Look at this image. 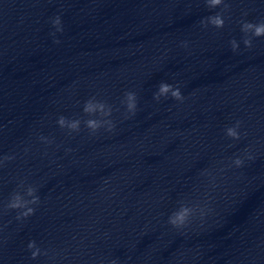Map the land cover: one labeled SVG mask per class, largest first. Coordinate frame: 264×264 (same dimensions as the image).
Here are the masks:
<instances>
[{
  "label": "clouds",
  "instance_id": "clouds-1",
  "mask_svg": "<svg viewBox=\"0 0 264 264\" xmlns=\"http://www.w3.org/2000/svg\"><path fill=\"white\" fill-rule=\"evenodd\" d=\"M221 2L222 0H207V3L210 7H215L217 5H220ZM208 21L217 28H221L224 26V20L222 19L220 15L211 16L208 18ZM53 23L57 27L58 31H62V28L59 27L61 24L59 17H56ZM242 31L245 33H248L249 31H251L253 35L256 37L264 36V23L253 24L251 22H246L242 25ZM56 42L58 43L59 41H56ZM230 43H231V47L233 51H235L238 48L237 41L233 39ZM244 44L247 47H251V40L245 39ZM169 93L174 99L183 100V96L181 94L179 87H173V85L165 83V82H161L159 84L158 91L154 94V99L159 100L160 97L167 96ZM125 97H126V106H127L128 111L134 114L135 109H136V94L134 92H127L125 94ZM83 111L86 114H89L90 116L99 114V117H100L99 119H88L87 121H85L86 127L88 129L95 132L96 130L100 129L101 127L105 125L108 126L109 131L112 129L113 127L112 122L110 120L104 119L105 117L110 116L111 111H112L111 108L108 107L106 104L100 103V102H94L93 100H89L85 103ZM57 123L61 127L67 126L69 129L73 131H78L81 122L78 119L68 121L66 120L65 117L61 116L59 117ZM238 126H239V123H237V127ZM226 132L229 137H232L234 139H239V134L236 131V128L229 127L226 130ZM234 163L237 166H240L242 164V161L240 159H236ZM34 191L35 190L31 187H29L27 190V195L33 196V199L31 201H24L22 200L21 196L16 195L14 197L13 202L9 205V207L20 208V207H24L28 203H36L38 201V197H35L33 195ZM33 211L34 210L32 208H28V210L25 213H23V215L25 216L30 215L33 213ZM193 212H194L193 208L182 204L177 211H174L171 214L168 222L174 227H182L187 223V221L189 220V217L193 214ZM28 247L29 248L35 247V242L30 241ZM37 254L38 252H33L32 254L33 258H35ZM113 264H115V261H113Z\"/></svg>",
  "mask_w": 264,
  "mask_h": 264
}]
</instances>
